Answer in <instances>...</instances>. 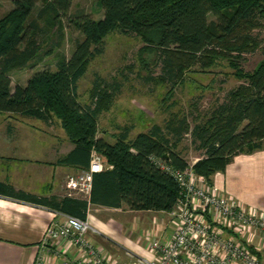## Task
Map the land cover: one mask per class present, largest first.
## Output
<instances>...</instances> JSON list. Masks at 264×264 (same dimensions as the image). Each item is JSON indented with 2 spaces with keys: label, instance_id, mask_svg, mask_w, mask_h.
<instances>
[{
  "label": "trees",
  "instance_id": "trees-1",
  "mask_svg": "<svg viewBox=\"0 0 264 264\" xmlns=\"http://www.w3.org/2000/svg\"><path fill=\"white\" fill-rule=\"evenodd\" d=\"M13 1V8L0 18V112L46 124L58 121L74 144L58 162L88 168L91 151H96L103 166L93 176L89 200L36 196L0 185L4 193L80 219H87L91 205L170 212L181 197V187L162 165L174 170L190 166L177 149L185 135L203 150L193 168L209 183L233 157L264 146V56L252 71L240 65L243 55L255 52L262 42L252 32L264 27V0H100L99 19L84 10L71 13L73 0H44L33 18L40 0ZM66 26L82 34L71 56L60 54L56 69L36 70L26 84L13 87L14 68H32L41 60L38 36L57 28L59 40L46 51L50 54L60 46ZM114 32L137 36L157 51L161 79L172 86L183 83L193 66L207 69L218 57L228 58L240 83L206 114L197 115L192 126L186 114L163 125L152 124L134 137V126L123 125L111 142L99 135L98 126L119 84L97 74L87 103H82L78 90L88 65L103 54L104 40Z\"/></svg>",
  "mask_w": 264,
  "mask_h": 264
},
{
  "label": "crops",
  "instance_id": "crops-1",
  "mask_svg": "<svg viewBox=\"0 0 264 264\" xmlns=\"http://www.w3.org/2000/svg\"><path fill=\"white\" fill-rule=\"evenodd\" d=\"M16 117L0 115V185L36 196L66 195L65 177L83 168L58 161L73 150L74 144L66 135L51 137L43 121L28 124L17 121ZM213 184L225 196L264 212V146L233 157L224 171L214 174ZM2 187L0 264H35L38 257L42 258V264H65L66 261L77 264L82 255L70 241H43L47 228L56 220L64 221L65 213L20 200L4 193ZM124 208L91 205L87 221L93 229L88 232V239L101 247L114 264L126 262V250L154 258L149 249L150 242L154 238L163 240L168 237L174 225L167 222L168 227L165 226L164 231L171 228L172 232L163 233V238H159V234L140 237L133 219L145 222L142 217H149V221L157 218L155 215L167 212H136L127 208L124 215L118 214Z\"/></svg>",
  "mask_w": 264,
  "mask_h": 264
},
{
  "label": "rangeland",
  "instance_id": "rangeland-1",
  "mask_svg": "<svg viewBox=\"0 0 264 264\" xmlns=\"http://www.w3.org/2000/svg\"><path fill=\"white\" fill-rule=\"evenodd\" d=\"M43 1L40 0L35 5L36 8L30 18L35 17L37 11L42 7ZM99 1L73 0L71 13L84 10L91 17L99 19L103 15L99 4H97ZM13 6V0H0V18L9 12ZM40 25L43 26L44 22L40 21ZM56 29V27H51L47 30L46 35L38 36L41 60L36 66L13 69L11 72L13 87L17 84H26V80L36 70L44 67L56 69L60 54L66 58L71 56L75 41L82 38V34L68 27L64 29V38L60 41V46L55 47L50 54H46V51H49L52 47V42L59 40ZM252 35L258 37L262 42H260V46L255 52L245 53L243 58L240 59L241 68L245 71H252L264 56V27L256 28L253 30ZM104 41L103 54L92 59L90 65H88L87 73L79 82L78 91L82 103L90 102V90L97 74L109 81L115 79L119 84L120 88L116 97L107 102L102 114H100V126H98L100 129L99 135L104 134L111 142H114L112 138L119 131L118 126L123 125L134 126L131 134L134 137L138 132L148 130L152 124L163 125L169 119L186 114L192 126L197 115L206 114L214 105L224 100V96L228 91L240 83V80L232 73L233 69L228 58L218 57L215 60L216 62L207 69L201 68L199 64L193 66L185 73L183 83L179 82L177 85L172 86L169 82L165 83L161 79V66L155 63L158 57L157 51L148 48L146 43L139 37L114 32L109 34ZM4 114L0 112V115L4 116ZM5 116L9 118V114H5ZM7 118L2 119L6 120ZM16 119L28 124H37L41 121L19 116ZM46 126L45 128L49 131L51 137H63L65 135L56 120L52 124H46ZM177 149L191 165H194L204 154L203 150L197 148L192 142L190 134L185 135ZM66 189L65 179L64 190L66 191ZM245 207L247 206L245 205ZM126 210L127 207L118 214L124 215ZM129 214L131 215V213ZM155 216L157 218H150L149 221V217H142L145 222L133 219L135 220L133 225L138 230L137 234L141 235L140 237L145 235L151 237L159 234V238H163V233L170 234L172 232L171 228L164 231V227H168V224L174 225L169 212ZM167 222L169 223L167 224ZM258 241L264 249V240L262 242L261 240ZM261 257H263L264 262L263 254Z\"/></svg>",
  "mask_w": 264,
  "mask_h": 264
},
{
  "label": "built area",
  "instance_id": "built-area-1",
  "mask_svg": "<svg viewBox=\"0 0 264 264\" xmlns=\"http://www.w3.org/2000/svg\"><path fill=\"white\" fill-rule=\"evenodd\" d=\"M102 156L91 151L88 168L66 178V195L89 200L93 176L102 169ZM181 187V197L169 212L174 231L168 237L154 238L150 250L154 258L126 250L124 264H264V212L225 196L205 176L195 173L190 164L185 170H174L164 164ZM64 221L56 220L47 228L49 240H68L81 257L77 264H114L101 247L88 239L93 228L87 219L64 214ZM258 241V242H257ZM38 257L35 264H42ZM65 264H71L66 261Z\"/></svg>",
  "mask_w": 264,
  "mask_h": 264
}]
</instances>
